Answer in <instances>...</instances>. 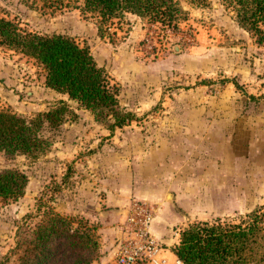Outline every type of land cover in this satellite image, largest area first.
I'll return each instance as SVG.
<instances>
[{
  "label": "rangeland",
  "instance_id": "374dc122",
  "mask_svg": "<svg viewBox=\"0 0 264 264\" xmlns=\"http://www.w3.org/2000/svg\"><path fill=\"white\" fill-rule=\"evenodd\" d=\"M176 1L183 13L175 30L129 14L103 36L99 20L85 13L80 1L0 0V17L19 23L23 30L44 36L62 34L89 47L99 67L120 86L121 105L138 117L111 133L91 111L80 109L75 101H71L73 105L66 102L72 113L59 128L46 129L44 136L50 142L46 152L38 156L0 154V172L18 170L29 179L21 198L9 202L0 199V262L21 264L18 234L28 225H37L50 206L64 216L87 219L98 226L100 248L92 264H115L116 253L107 250L105 244L106 238L114 236L106 231L113 226L112 221L90 218L85 211L94 198L106 197L98 188L97 166H134L141 161L146 155L130 153L126 147L132 149L138 137L146 144L158 133L178 130L174 127L181 123L168 118H179L185 103L203 101L202 122L212 128L204 135L219 141L221 155L259 147L264 114V45L240 26L227 0ZM1 68L10 70L20 82L19 88L12 87L15 91L8 99L0 95L2 109L34 119L61 104L45 96L44 73L34 59L0 46ZM136 68H142L140 73ZM130 71L131 80L126 77ZM146 71L148 74H143ZM133 72L137 73L133 76ZM151 97L155 103L150 109L140 106L139 102H148ZM170 133L180 136L178 131ZM199 159L203 163L202 157ZM238 169L245 170L244 166ZM253 169L259 171V166ZM256 182L242 187L249 194L238 195V205L250 200L256 207L252 211L264 207L263 189L254 185ZM168 201L180 221L171 228V243L164 242L166 249L174 250L189 225L217 219L190 218L192 215L182 211L175 200ZM249 212L238 211L224 218H240ZM171 258L170 264H176L175 257Z\"/></svg>",
  "mask_w": 264,
  "mask_h": 264
},
{
  "label": "trees",
  "instance_id": "16d2710c",
  "mask_svg": "<svg viewBox=\"0 0 264 264\" xmlns=\"http://www.w3.org/2000/svg\"><path fill=\"white\" fill-rule=\"evenodd\" d=\"M75 1L82 2V10L99 20L103 36L121 25L129 14L175 30L183 13L176 0ZM227 2L240 26L264 45V0ZM0 46L34 59L44 73L47 89L68 95L80 109L91 111L98 122L107 124L111 133L138 120L135 113L121 105L120 86L99 67L90 48L75 39L62 34L30 33L19 23L0 17ZM235 84L239 87L238 82ZM71 111V106L61 101L54 109L27 119L0 107V154H43L50 146L44 136L46 129L59 128ZM28 183L21 171L0 172V199L18 200ZM97 230L98 226L89 220L64 216L49 206L37 225H28L18 234L21 264H92L100 248ZM173 254L184 264H264V207L240 218L189 225L182 231Z\"/></svg>",
  "mask_w": 264,
  "mask_h": 264
},
{
  "label": "crops",
  "instance_id": "0c3cea01",
  "mask_svg": "<svg viewBox=\"0 0 264 264\" xmlns=\"http://www.w3.org/2000/svg\"><path fill=\"white\" fill-rule=\"evenodd\" d=\"M141 69L133 70L140 73ZM147 71L143 74H148ZM137 72H133V76ZM13 76L14 73H10V70L0 69V95L5 99L12 96L11 92L15 91L13 86L19 88L20 82ZM126 77L131 80V71L126 73ZM158 78L159 76H156V80ZM42 86L46 90L45 96L50 101L74 103L68 95L47 89L44 82ZM139 103L142 104L140 106L150 109L155 100L151 97L148 102ZM202 107H204L202 100L191 101L181 107L179 118L169 116L168 120L181 123L180 126L174 127L178 130L170 131H178L180 136L166 131L165 134H156L146 144L143 138L138 137V142L131 146L132 149L130 146L126 147L130 153L146 155L134 166L130 164L97 166L101 182L98 188L106 193V197L94 198L95 201L85 211L90 218L100 219L104 223L112 221L113 226H108L106 231H109L108 234L113 233L114 236L111 239L106 238L107 250L114 249L116 253L121 225L132 202L136 200L155 205L157 215L153 224V234L163 245L164 242L166 245L171 243L169 239L171 228L180 221L174 213L172 203L168 201L170 194L182 211L192 215L190 218H224L238 211L251 212L256 208L252 207L250 200L242 201L238 205V195L249 194V191L242 187L249 188L254 180L259 181L254 185L260 186L264 194V114H261L259 147L252 148L251 152L232 150L221 155L217 149L220 147L219 141H214L209 134L204 135V131L212 128L209 125L206 128L202 122L205 116V111L202 114L203 110H200ZM183 155L184 158L181 157ZM178 156L180 162L177 161ZM200 157L204 160L203 163L199 161ZM240 166H244L245 170L240 171L238 169ZM253 166H259V171L254 170ZM178 194L181 195L180 198ZM165 251L170 261L171 257L174 259L172 250L165 248ZM175 259L177 260L176 257Z\"/></svg>",
  "mask_w": 264,
  "mask_h": 264
},
{
  "label": "built area",
  "instance_id": "2783aa9c",
  "mask_svg": "<svg viewBox=\"0 0 264 264\" xmlns=\"http://www.w3.org/2000/svg\"><path fill=\"white\" fill-rule=\"evenodd\" d=\"M156 209L145 201H133L121 225L115 264H169L164 245L154 236ZM176 264H184L177 259Z\"/></svg>",
  "mask_w": 264,
  "mask_h": 264
},
{
  "label": "water",
  "instance_id": "95a60500",
  "mask_svg": "<svg viewBox=\"0 0 264 264\" xmlns=\"http://www.w3.org/2000/svg\"><path fill=\"white\" fill-rule=\"evenodd\" d=\"M168 199L171 201V202H173L174 201V198H173V195L172 194H170L169 196H168ZM176 207V206H175ZM177 208V207H176ZM177 210H179L178 208H177ZM179 212L181 213V211L179 210ZM129 215V211H128V214H127V216Z\"/></svg>",
  "mask_w": 264,
  "mask_h": 264
}]
</instances>
